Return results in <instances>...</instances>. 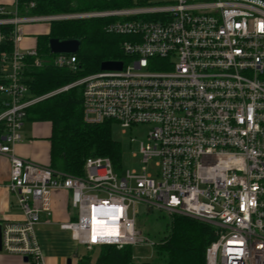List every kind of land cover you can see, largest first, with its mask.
I'll return each mask as SVG.
<instances>
[{"label":"built area","instance_id":"1","mask_svg":"<svg viewBox=\"0 0 264 264\" xmlns=\"http://www.w3.org/2000/svg\"><path fill=\"white\" fill-rule=\"evenodd\" d=\"M131 1L29 14L35 0H0V29L13 27L14 47L0 62V154L9 157L7 184L22 212L2 224V250L44 264L37 225L41 214L52 218L51 194L62 189L75 214L57 225L88 250L146 241L135 214L141 204L213 225L206 264H264V0ZM89 19H104L107 32L126 37L122 69L31 96L26 58L37 66L42 60L35 47L22 50L25 25ZM53 62L79 70L76 54H56ZM72 87L82 89L88 123L151 126L139 153L145 164L155 159V173L143 166L123 174L97 156L73 176L15 154L28 107Z\"/></svg>","mask_w":264,"mask_h":264},{"label":"trees","instance_id":"2","mask_svg":"<svg viewBox=\"0 0 264 264\" xmlns=\"http://www.w3.org/2000/svg\"><path fill=\"white\" fill-rule=\"evenodd\" d=\"M29 1V0H26ZM36 8L29 14H52L62 12L109 9L132 4L131 0H35ZM107 21L89 19L53 22L48 31L36 37L35 48L42 65H35V57L26 58L25 82L31 96L49 94L80 77L101 70L104 61L124 60L122 51L125 36L106 31ZM11 26L0 29V62L2 55L13 52ZM78 39L80 47L76 53L79 70L74 72L66 66L53 62L49 40ZM3 79L0 64V83ZM27 121L51 124L50 162L51 169L68 175L82 176L88 157H109L115 167H120L122 146L112 138L111 122L88 123L84 120L83 93L80 87L51 95L27 109ZM0 126V139L3 134ZM168 234L154 247L160 261H138L133 258L131 246L116 248L102 246L98 264H206V249L216 239L215 227L193 217L174 214ZM89 257V256H88Z\"/></svg>","mask_w":264,"mask_h":264},{"label":"crops","instance_id":"3","mask_svg":"<svg viewBox=\"0 0 264 264\" xmlns=\"http://www.w3.org/2000/svg\"><path fill=\"white\" fill-rule=\"evenodd\" d=\"M31 25V24H30ZM26 26L28 37L21 44L25 45L31 36L46 33L49 26L46 24H34ZM40 29L37 32V29ZM22 141L14 146L15 154L27 161L47 166L50 162V140L51 124L49 122H31L25 120L20 130ZM10 176V160L7 155L0 154V229L7 221H18L22 219V212L16 204L15 196L8 187ZM52 201L53 215L48 219L40 215V224L37 225V233L42 246L44 264H98L97 257L80 253L71 237L69 231L59 228L57 223L69 221L73 218L75 211L69 203V192L66 190H54ZM42 216V217H41ZM58 228L60 230H58ZM78 244V243H77ZM89 256V257H88ZM0 264H30L23 258L9 254L0 248Z\"/></svg>","mask_w":264,"mask_h":264},{"label":"rangeland","instance_id":"4","mask_svg":"<svg viewBox=\"0 0 264 264\" xmlns=\"http://www.w3.org/2000/svg\"><path fill=\"white\" fill-rule=\"evenodd\" d=\"M29 25L30 24L25 25V27ZM39 31L40 29L38 28L37 32ZM30 36V40L27 41L25 45L23 44L24 47L22 50L24 51H30L35 47V36ZM150 127L151 126L148 124H137L132 128H127L125 130L120 124L116 122L111 123L110 129L112 138L119 141L122 146L120 167L117 169L120 173L124 174L127 170H137L140 172L143 166H147L149 171L155 173V159L150 160L148 164H145L142 161L141 154L139 153L140 143L148 142V132ZM51 199L53 201L54 193L51 194ZM132 212L133 211H131V214ZM135 214L137 227L141 232L142 238L146 241L139 242L131 246L133 258L138 261H160L161 259L157 256L154 247L158 244L160 239L164 238L168 234V227L171 222L172 215H169V213L165 210L158 207L154 209L153 207H145L141 204L138 205ZM58 230L60 229L58 228ZM75 245L80 253L89 254L93 258L97 257L100 253L99 247H95L93 250H88L84 244L75 243Z\"/></svg>","mask_w":264,"mask_h":264},{"label":"water","instance_id":"5","mask_svg":"<svg viewBox=\"0 0 264 264\" xmlns=\"http://www.w3.org/2000/svg\"><path fill=\"white\" fill-rule=\"evenodd\" d=\"M50 51L53 54H76L80 47V41L78 39H57L51 38L49 40ZM123 62L121 61H104L101 63V70H121ZM2 244V230L0 229V248ZM28 261L27 258H24ZM68 264H71V259L68 260Z\"/></svg>","mask_w":264,"mask_h":264}]
</instances>
